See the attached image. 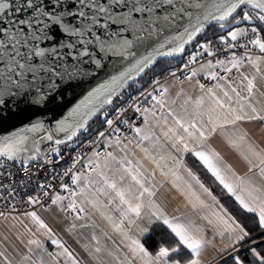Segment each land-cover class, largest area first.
<instances>
[{
	"label": "snow or ice",
	"instance_id": "snow-or-ice-1",
	"mask_svg": "<svg viewBox=\"0 0 264 264\" xmlns=\"http://www.w3.org/2000/svg\"><path fill=\"white\" fill-rule=\"evenodd\" d=\"M262 101L264 0H0V264H264Z\"/></svg>",
	"mask_w": 264,
	"mask_h": 264
},
{
	"label": "crops",
	"instance_id": "crops-1",
	"mask_svg": "<svg viewBox=\"0 0 264 264\" xmlns=\"http://www.w3.org/2000/svg\"><path fill=\"white\" fill-rule=\"evenodd\" d=\"M258 99H259V96H258ZM262 102H264V101H262ZM222 150L225 151V152L228 151L226 148H224V149H222ZM235 160H236V157H235L234 154H233V156L231 157V161H232V162H235ZM237 167H238V170L241 171V172L244 170L242 165H237ZM44 215H45V218H46V219H49V221L52 223V226H53L54 229L59 233V235H60L64 240H66L67 243H68L70 246H72V247L75 248L77 251H79V249L77 248V246H76L74 240L71 239V238H69V237H68V236H67V235L61 230V226H60L59 224H57V223L51 221V217H50L48 214L45 213ZM0 230H2V229H0ZM142 242H144V239H143ZM145 245H146V244H145ZM209 254H211V253H209Z\"/></svg>",
	"mask_w": 264,
	"mask_h": 264
},
{
	"label": "trees",
	"instance_id": "trees-1",
	"mask_svg": "<svg viewBox=\"0 0 264 264\" xmlns=\"http://www.w3.org/2000/svg\"><path fill=\"white\" fill-rule=\"evenodd\" d=\"M189 163H190V166H192L191 162ZM206 182H209V181L206 180ZM161 236H162V233L159 230V228L153 229L149 234H147L146 238H144V243L146 244L147 247L153 248L158 243L162 242Z\"/></svg>",
	"mask_w": 264,
	"mask_h": 264
},
{
	"label": "built area",
	"instance_id": "built-area-1",
	"mask_svg": "<svg viewBox=\"0 0 264 264\" xmlns=\"http://www.w3.org/2000/svg\"><path fill=\"white\" fill-rule=\"evenodd\" d=\"M92 127H93V129H95L97 127V125L96 124H93Z\"/></svg>",
	"mask_w": 264,
	"mask_h": 264
}]
</instances>
